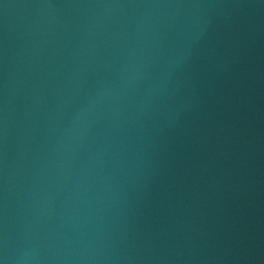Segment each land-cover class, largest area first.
I'll list each match as a JSON object with an SVG mask.
<instances>
[{"label":"water","instance_id":"obj_1","mask_svg":"<svg viewBox=\"0 0 264 264\" xmlns=\"http://www.w3.org/2000/svg\"><path fill=\"white\" fill-rule=\"evenodd\" d=\"M0 94L108 133L264 226V0H0Z\"/></svg>","mask_w":264,"mask_h":264}]
</instances>
